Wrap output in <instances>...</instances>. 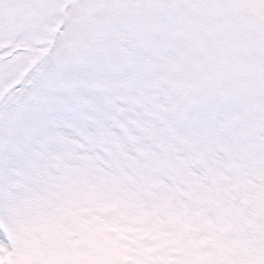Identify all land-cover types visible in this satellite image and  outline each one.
Masks as SVG:
<instances>
[{
  "label": "snow or ice",
  "instance_id": "obj_1",
  "mask_svg": "<svg viewBox=\"0 0 264 264\" xmlns=\"http://www.w3.org/2000/svg\"><path fill=\"white\" fill-rule=\"evenodd\" d=\"M0 264H264V0H0Z\"/></svg>",
  "mask_w": 264,
  "mask_h": 264
}]
</instances>
